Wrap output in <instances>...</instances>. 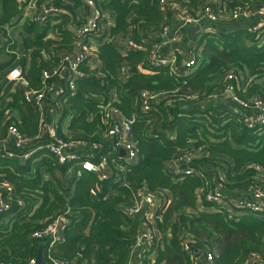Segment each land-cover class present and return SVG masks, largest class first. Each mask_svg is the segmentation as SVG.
Wrapping results in <instances>:
<instances>
[{
	"label": "trees",
	"instance_id": "1",
	"mask_svg": "<svg viewBox=\"0 0 264 264\" xmlns=\"http://www.w3.org/2000/svg\"><path fill=\"white\" fill-rule=\"evenodd\" d=\"M28 1L38 14L47 5L62 12L49 14L44 25L35 20L36 15L24 20L20 42L8 39L0 46V57L9 58L0 60V142L7 139L8 128L15 122L5 117L16 111L21 133L44 145L48 138H37L40 111L24 101L22 90L9 95L6 89L2 94V83L20 68L28 90L45 92L43 73L54 71L62 56L73 52L71 28L86 20L89 0ZM90 1L102 15L112 16L111 38L130 35L136 43L148 44V31L169 20L160 0ZM212 1L219 2V8ZM208 2L218 12L226 4L223 14H227L264 0H181L195 17ZM22 11L17 0H0V33L16 26ZM246 21L216 22L224 31L201 37L200 46L192 51L198 68L181 78L171 76L168 68L152 69L153 50L147 44L142 51L122 56L103 36L94 39L99 45L100 76L92 73L89 62L81 63L84 78L77 82L76 94L62 95L59 101H64L63 118H71L69 129L76 133L72 138L83 146L97 145L92 162L107 158L111 174L102 180L98 174L60 165L45 149L33 153L37 148L32 149V144L23 150L12 147L13 158H4L0 152V187L13 186L11 193L2 191L11 207L0 215V264H33L40 244L46 248V264H130L143 218H129L124 209L134 206L138 191L144 189L163 197L169 193L171 200L166 198V206L155 215L159 236L153 246L142 249V264H193L184 249L186 239L194 254L212 252L214 264H245L250 259L264 264V214H239L204 198L217 185L227 193L249 189L264 194V128L249 129L231 111L199 106L229 84L239 85L236 94L241 99L259 96L264 101V32L260 36L251 32ZM50 33L55 39L48 38ZM121 68L126 69L124 81L119 78ZM231 75L235 78L227 80ZM144 92L156 97L146 114L140 100ZM113 93L117 101L111 99ZM108 102L134 120L130 138L140 158L137 163L126 164L110 149L106 135L111 120L100 109ZM189 104L193 110L186 112L183 107ZM56 133L67 138L60 128ZM199 150L203 153L197 154ZM27 152L33 154L23 160ZM185 154L193 155L192 175L180 176L166 167ZM214 171L222 175L214 176ZM63 213L71 223L63 228L62 243L50 246L49 238H33Z\"/></svg>",
	"mask_w": 264,
	"mask_h": 264
},
{
	"label": "built area",
	"instance_id": "2",
	"mask_svg": "<svg viewBox=\"0 0 264 264\" xmlns=\"http://www.w3.org/2000/svg\"><path fill=\"white\" fill-rule=\"evenodd\" d=\"M17 1L21 7L34 9L31 5V2L28 0ZM65 1L69 2L71 0ZM211 3L215 4L216 7L219 8V2L212 1ZM211 3H205V5L201 8L200 16L195 17L190 13L188 7L184 3H181V0L159 1V5L163 13L176 14L177 20L182 29L191 28L194 25H197L201 20H207L211 23H216L221 21L220 19H224L231 21L232 24L239 23L241 20H254L255 24L250 26L251 28L249 27L250 30L254 33H257L258 36L264 32V3L257 5L256 8L254 7L255 5L239 6L227 14H223V12H226L227 10L226 4L222 5V10H219L218 12ZM87 7L94 11V16L91 19H86L79 26L71 28V31L74 35V52L63 55L54 71L43 73V85L45 87V92L37 93L32 90H28V85L24 78V72L20 68L11 71L6 79L7 86L14 84L16 87L23 89L22 91L24 92V101L32 107L38 109L40 112H42L43 103L47 99V96L52 95L55 106L54 110L56 109L57 112V118L58 116H61L63 112L64 101H59L60 97L62 95L64 96L65 94L70 96H74L76 94L77 82L84 78V73L79 69L80 64L86 61L90 63L92 60L89 53V50H91L89 43L94 41V39L96 40L102 37L103 32L105 31L104 17L107 15L109 19L112 18V16L108 14L102 15L101 11L96 8L93 1H87ZM59 12L62 11L47 5L42 8L40 14L35 11L34 15L30 16V18H33L36 15L35 20L44 25L47 21V18L49 17V14H56ZM161 33L164 37L169 38V27L165 25L162 26ZM145 44L146 43H136L130 39L125 42L124 47L119 48H121L122 55L126 56L130 52L142 51L146 47ZM189 55L190 58L187 60L179 61V57L176 55L162 56V54H159V52L153 50L151 56L149 57V65L152 69L168 68L171 76L175 78H181L183 76L193 74L198 68V63L194 54L190 52ZM92 57L93 59L95 58L94 56ZM96 61H98L97 57ZM125 72L126 69L121 68L120 75L125 77ZM234 78L235 77L231 75L227 77V80H233ZM53 79H56L55 83L53 85L49 84V81ZM57 81H63V86H57ZM238 87V84L236 87L234 84H229V86L223 92L219 93L230 95V98L237 107V109L231 112L241 116L242 119H244L245 126L247 128L263 129L264 101L259 96H256L250 100L241 99L236 94V89ZM155 98L156 97L151 93H141L140 100L142 108L141 110L143 113L146 114L151 111V104L156 102ZM100 109L102 110V113L105 114V118L111 120V126L106 135V137L111 142L110 149L115 154L120 156H122L120 154L121 151H124L125 156H122V158L126 164L137 163L140 158L138 151L130 138L134 120L128 119L121 115V113L112 106L111 102L100 106ZM56 125L57 121L55 122V125L47 129L46 134L48 135V142L41 149L47 150L51 156L58 160L60 165H72L74 168L78 167L87 172L98 174L102 180L107 179L109 176L107 171L110 170L109 160L107 158H101L98 163L92 162L98 146L91 145V153L84 154L80 151V149L83 148L81 141L74 138L61 139L57 136ZM7 140L13 141L14 150H23L28 144V139L21 133L16 123H12L9 126ZM2 142L4 141H1L0 144ZM0 147V152H2V156L4 158L15 157V152L12 150V148H6L3 145ZM33 153H35V151ZM33 153H24L21 158L23 160H27ZM177 161L181 162V164L185 166L183 170L176 173L177 175H192L193 170L191 169L190 165L193 161V155H182ZM120 171L124 173L126 171V167L122 166ZM2 191L11 193L13 191V186L5 183L0 187V215H4L10 210L11 207L9 202L3 198ZM250 191L253 194V198L251 200L229 199L228 197L221 195L218 189L213 193L207 194L204 198L207 202H210L213 205L227 208L228 210L232 209L231 211L235 210L238 213L246 212L254 215L264 214V194H261L256 190ZM144 203L148 204L149 209L143 217L141 232L137 239V243L133 247L134 250L140 249V253L137 255V264H142L141 261L143 259V255L141 249L153 246L155 237H158L157 231L155 232L151 227L153 224H155V215L151 208H156L157 214L160 209L165 207L166 200L163 196L148 193L145 189L140 190L136 195L134 206L124 209L125 215L129 218L136 217V215L143 208ZM65 214L70 215V212L66 211ZM70 223V217H66L63 213V215L55 217L45 230L37 232L32 236L36 239L49 238V245L54 246L55 244L62 243L63 228ZM190 242L191 241L189 239L185 240L184 249L191 254L193 264H198L199 258H202L207 264H214L215 257L212 252L208 251L204 254H200L198 257V253L194 254L191 251Z\"/></svg>",
	"mask_w": 264,
	"mask_h": 264
},
{
	"label": "crops",
	"instance_id": "3",
	"mask_svg": "<svg viewBox=\"0 0 264 264\" xmlns=\"http://www.w3.org/2000/svg\"><path fill=\"white\" fill-rule=\"evenodd\" d=\"M22 14L17 17V25L13 26V27H5V33H0V46H4L6 45L5 42L10 39L13 43H19L21 40L20 37V32L22 31L21 28V23L30 18V16L33 15V13L36 11L34 9H28L25 7H22ZM81 12V10H80ZM82 13V12H81ZM87 15V16H86ZM85 18L86 19H91L94 16V11L89 9V12L86 13L85 12ZM111 18V17H110ZM31 19V18H30ZM104 28L105 31L103 32V41L104 42H111L114 44V46L116 47V49L121 53V48L119 47H124L125 42L130 40V35L127 37H115V38H111L110 35V29L114 26L113 23V19H109L108 16L106 15L104 17ZM109 21V22H108ZM108 22V23H106ZM246 23V25L248 27L251 26V23L249 21L244 22ZM237 25V24H236ZM165 26L169 27V38H166L162 35L161 33V26L155 27L153 28L151 31H148V44L146 42V44L148 45L147 48L149 47L150 50H156L157 52H159V54H162V56H172V55H176L179 58V61H184L187 60L188 58H190V52H192L196 47L200 46V41H201V37L204 34H212L215 35L216 33L220 32V31H224L222 28L219 27V25L217 23H211L207 20H201L197 25H194L191 28L188 29H182L180 27V24L177 20L176 14L172 13L169 14V20L168 22L165 24ZM235 26V25H234ZM228 28V26H227ZM225 28V29H227ZM10 37V38H8ZM54 34H49V38H54ZM175 38V40H174ZM119 45V46H118ZM98 43H96V41H91L89 43V47H91V50H89L90 53V58L93 60L90 61V69L92 71L93 74L100 76V69H101V64L96 61V57H97V53L96 50L98 49ZM76 51V50H75ZM74 52V49H73ZM122 54V53H121ZM94 56L95 58L93 59ZM123 56V55H122ZM9 58L6 57H0V60L2 62L8 60ZM96 61V62H95ZM119 78H121V80H125V78H123L120 74H119ZM6 80L3 81L2 83V90L1 93L3 94L5 92L6 89H9V95H11L12 93L17 92V90H23L20 87H16V85L14 84H10V85H6ZM63 81H57V86H63ZM111 99L113 101H117V96L115 93L112 94ZM64 106V105H63ZM199 106L201 107V109L203 108H214L215 110H224V111H234L235 109H237L236 104L232 101V99L230 98V95L228 94H215L213 95L210 99H208L205 102H202V104H199ZM55 106H54V102H53V97L52 95H48L47 99L44 101L43 103V109L42 112H40L41 114V120H40V124H39V134L37 135V138H43L42 140H44V138L46 137V139L48 138V135L46 134L47 129L52 127L53 125H55V122L57 121V130L58 128H60L62 134L65 135V137L67 138H72L75 136L76 133H74L73 131H71L69 129V125H70V121L71 118L68 117L67 119H64L63 116L61 117V119L57 118V112L56 109L54 110ZM12 112V113H11ZM63 113V112H62ZM62 115V114H61ZM10 117H12L13 123H16L17 126L20 125V117L19 114L16 111H10L9 114L7 115V119H10ZM43 118V119H42ZM19 128V126H18ZM20 130V128H19ZM45 136V137H44ZM27 138V137H26ZM28 139V144L27 146L29 147L32 144V149H36V151L41 150V148L45 145L42 144H38V142H34L35 140H31L30 138ZM48 142V140H47ZM46 142V143H47ZM3 145L6 148L11 149L13 147V141L12 140H4V142H2L0 144V146ZM80 151L82 153H87L90 154L91 150H90V146H86L84 145L82 149H80ZM34 152V151H33ZM197 154H202V151H197ZM121 154V153H120ZM123 156V155H122ZM166 167L172 171L173 173H177L181 170H183L185 167L184 165L181 164V162L179 161H172L166 164ZM108 174L111 173L110 170L107 171ZM214 176H221L222 175V171H214L213 172ZM218 190L222 189L221 187H219L217 185ZM226 197H228L229 199H242V200H251L253 198V194L249 189L246 190H242V191H236V192H228L225 195ZM166 198L168 200H171V197L169 195V193H166V197H164V199L166 200ZM200 197H199V205L201 204L200 201ZM166 206V205H165ZM152 212L154 213V215H156V208H151ZM232 210V209H230ZM240 214V213H239ZM155 219V218H154ZM154 231L156 232V227L155 224H153L151 226ZM157 235L159 236V233H157ZM142 252V249H141ZM140 253V249L134 250L133 249V257H132V262L130 264H137V255ZM256 259H250L248 262H246L245 264H253L255 262ZM198 264H207L202 258L198 259Z\"/></svg>",
	"mask_w": 264,
	"mask_h": 264
},
{
	"label": "water",
	"instance_id": "4",
	"mask_svg": "<svg viewBox=\"0 0 264 264\" xmlns=\"http://www.w3.org/2000/svg\"><path fill=\"white\" fill-rule=\"evenodd\" d=\"M132 72L136 73L137 69H134ZM155 103V102H154ZM183 110H185L186 112H191L193 110V106L191 104L186 105L183 107ZM121 155L125 156V152L121 151ZM221 195H226V190L225 189H220L219 190ZM149 209L148 204L144 203L143 204V208L141 209V211L136 215L137 218H143L147 212V210ZM45 256H46V248L44 244H40L35 256V260L33 262V264H46L45 262ZM200 256V254H198V257Z\"/></svg>",
	"mask_w": 264,
	"mask_h": 264
},
{
	"label": "rangeland",
	"instance_id": "5",
	"mask_svg": "<svg viewBox=\"0 0 264 264\" xmlns=\"http://www.w3.org/2000/svg\"><path fill=\"white\" fill-rule=\"evenodd\" d=\"M256 6L257 5H255L254 7L256 8ZM33 15H34V13H33ZM32 15V16H33ZM221 21H223L224 19H220ZM249 22L251 23V26H253L254 24H255V22H254V20H249ZM251 28V27H250ZM251 31V30H250ZM252 32V31H251ZM254 33V32H253ZM61 117H62V115L61 116H59V118L61 119ZM56 127H58V125H56Z\"/></svg>",
	"mask_w": 264,
	"mask_h": 264
},
{
	"label": "bare ground",
	"instance_id": "6",
	"mask_svg": "<svg viewBox=\"0 0 264 264\" xmlns=\"http://www.w3.org/2000/svg\"><path fill=\"white\" fill-rule=\"evenodd\" d=\"M185 167V166H184Z\"/></svg>",
	"mask_w": 264,
	"mask_h": 264
}]
</instances>
